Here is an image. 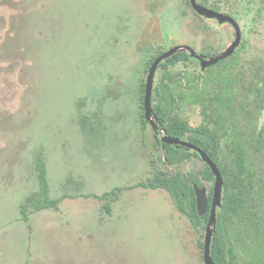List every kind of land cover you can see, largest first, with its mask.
I'll return each mask as SVG.
<instances>
[{
    "label": "rangeland",
    "instance_id": "rangeland-1",
    "mask_svg": "<svg viewBox=\"0 0 264 264\" xmlns=\"http://www.w3.org/2000/svg\"><path fill=\"white\" fill-rule=\"evenodd\" d=\"M207 2L236 18L241 40L208 73L190 64L187 73L204 75L176 108L194 127L196 97L208 101L222 149L244 146L259 234L236 223L235 239L240 263L251 264L264 248V0ZM232 40L229 25L202 20L186 0H0V264H203L204 230L198 238L166 190L134 186L162 169L135 93L154 51L187 45L217 55ZM38 153L49 196L63 198L28 208V232L19 206L38 189ZM118 186L109 211L91 196Z\"/></svg>",
    "mask_w": 264,
    "mask_h": 264
},
{
    "label": "trees",
    "instance_id": "trees-1",
    "mask_svg": "<svg viewBox=\"0 0 264 264\" xmlns=\"http://www.w3.org/2000/svg\"><path fill=\"white\" fill-rule=\"evenodd\" d=\"M186 3L189 4V1L186 0ZM199 3L203 5L204 0H199ZM196 16L199 17L197 14ZM140 50L149 52L147 46L141 47ZM162 52L160 49L154 51L150 56L148 55L149 58L144 63V69L146 70ZM191 63L197 65L198 61L187 52L179 51L158 65L157 81L151 96L152 109L156 115L159 128L158 134H166L187 140L205 152L216 164L223 179V187L221 205L216 210V225L210 248L211 258L216 264H242L239 261L240 255L236 251L238 243L235 239V234L239 233V231H235V226L238 223L250 235L251 232L256 233V236L259 234L257 230L259 225L257 214L248 211L250 210L249 205H251L248 202V200L250 201V190L254 188L255 181L246 165V154L243 144L237 142L232 147L230 145L228 147L229 153L222 149V141L226 139V134L223 126L218 124L213 118L217 111L214 109L215 107L209 106L208 101L196 97V100L202 103V121L194 127H191L177 113L176 101L182 97L183 91L186 88L195 89L197 84L200 85L201 77L204 75L202 72L193 75L187 73L186 70ZM210 68L211 66L206 67L205 73H208ZM136 88L135 98L139 104L143 99L144 93L142 77L137 80ZM138 114L142 128H144L146 123L143 119L142 111L139 110ZM158 134L154 133L153 137L158 150V163H161L162 169L155 168L152 177H148L145 181H141L134 186L166 190L170 194L176 209L188 218L192 227L199 233L198 238H202L208 213L206 212L203 216L198 215L192 185L203 186L212 183L213 175L195 150L179 145L162 143ZM257 136L261 138V143L264 147V119ZM194 159L201 162L202 166L199 167L200 169L190 165V162L194 161ZM34 163L38 189L36 192L26 196L19 206L20 217L26 223L28 232H31L28 208H32L35 211L57 208L58 203L63 198V196L60 198H51L49 196L45 161L41 153L35 155ZM122 189L123 187L118 186L100 195L92 194L91 196L104 201L102 206L106 211H109V206L105 201L109 196L117 197V193ZM211 192L212 186H210L208 193V207ZM247 211L248 213H246ZM197 241L198 247L202 249L203 242H201V239ZM257 254V256L252 258L251 264H264V248Z\"/></svg>",
    "mask_w": 264,
    "mask_h": 264
},
{
    "label": "water",
    "instance_id": "water-1",
    "mask_svg": "<svg viewBox=\"0 0 264 264\" xmlns=\"http://www.w3.org/2000/svg\"><path fill=\"white\" fill-rule=\"evenodd\" d=\"M189 5L191 9L198 14L199 16H204L206 18H215L219 23L228 22L234 29V38L230 45L222 52L217 55L210 56L209 58H204L198 55L194 49L187 45H173L168 48L166 51L159 54L153 62L149 65L147 69V74L145 77V86H144V95H143V115L144 120L150 125L153 132L158 134L159 128L157 123L156 115L153 112L151 106V92L153 88V79L157 67L160 63H162L165 59L172 56L174 53L179 51L187 52L191 57L195 58L201 70H204L206 67L212 66L217 62L227 58L239 45L241 40V31L237 24V22L228 15H224L222 13H217L213 10L207 9L204 6L200 5L197 0H189ZM160 141L162 143H166L169 145H179L185 148L195 150L200 159L209 167L212 175H213V185L210 203L208 207V191L205 185L198 186L193 184V190L195 194L196 201V209L199 216H203L206 212L207 220L204 228V237H203V247H202V260L203 264H216L211 258V241L212 236L215 230L216 225V210L221 205V197H222V187H223V179L219 169L216 164L210 159V157L203 152L201 149L195 147L193 144L188 142L187 140H183L177 137H171L166 134H162L160 136Z\"/></svg>",
    "mask_w": 264,
    "mask_h": 264
},
{
    "label": "flooded vegetation",
    "instance_id": "flooded-vegetation-1",
    "mask_svg": "<svg viewBox=\"0 0 264 264\" xmlns=\"http://www.w3.org/2000/svg\"><path fill=\"white\" fill-rule=\"evenodd\" d=\"M189 1V0H188ZM203 6L205 7V8H207V9H210V10H213V11H215V12H217V13H222V14H224V15H228V16H230L231 18H233L235 21H236V18L234 17V16H232V15H229V14H227V13H225L224 12V10H222V8L221 7H219L218 5H217V3H212V4H208V2H207V0H204V4H203ZM195 13V12H194ZM202 20H212V21H215L218 25H224V24H227V25H229V27L232 29V31H233V38H234V29H233V27L228 23V22H222V23H219L215 18H206V17H204V16H199ZM237 22V21H236ZM239 26V25H238ZM230 45V44H229ZM228 45V46H229ZM227 46V47H228ZM226 47V48H227ZM225 48V49H226ZM224 49V50H225ZM223 50V51H224ZM222 52V51H221ZM199 55L200 54H204V55H208V56H202V55H200V56H202V57H204V58H209L210 56H214L213 54H211V53H209V52H200V53H198ZM225 59H223V61H224ZM222 61V62H223ZM199 64V63H198ZM215 65V64H214ZM144 86H145V82H144ZM143 95H144V93H143ZM151 96H152V92H151ZM139 107V110L140 111H142V113H143V99H142V101L139 103V104H137V108ZM144 114V113H143ZM143 119H144V115H143ZM145 121V120H144ZM158 135H160V134H158ZM160 137V136H159Z\"/></svg>",
    "mask_w": 264,
    "mask_h": 264
}]
</instances>
